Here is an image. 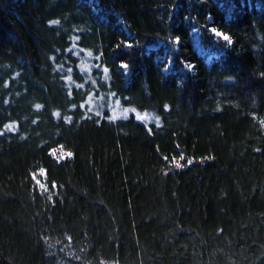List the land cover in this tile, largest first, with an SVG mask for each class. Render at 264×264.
<instances>
[{"label": "trees", "instance_id": "obj_1", "mask_svg": "<svg viewBox=\"0 0 264 264\" xmlns=\"http://www.w3.org/2000/svg\"><path fill=\"white\" fill-rule=\"evenodd\" d=\"M0 264H264V0H0Z\"/></svg>", "mask_w": 264, "mask_h": 264}, {"label": "rangeland", "instance_id": "obj_2", "mask_svg": "<svg viewBox=\"0 0 264 264\" xmlns=\"http://www.w3.org/2000/svg\"><path fill=\"white\" fill-rule=\"evenodd\" d=\"M196 38H198L196 36ZM215 41L217 43H219V41L223 38V36L221 34H215L214 33V37ZM198 41V39H196ZM198 50L201 52H204L205 49H203L201 46H198ZM83 67L86 68V63H83ZM92 97V96H91ZM103 97V96H102ZM117 100V99H116ZM110 100V99H105L103 101H101V99L99 101L95 100L94 98L89 99L90 104H92L94 101V105L93 107L96 108L97 111L102 110L103 108H107V110H109V118L110 119H114V118H120V117H126L128 114H134L135 119L137 121H149V119L153 118L152 113L148 112V111H139V110H135V108L133 107H124L122 105H120L119 100ZM52 154L57 158V159H63L69 156V154L61 149H56L54 151H52ZM44 172L43 171H38L37 173H35L34 178H35V182L37 183V185L42 188L44 179ZM43 181V182H42Z\"/></svg>", "mask_w": 264, "mask_h": 264}, {"label": "snow or ice", "instance_id": "obj_3", "mask_svg": "<svg viewBox=\"0 0 264 264\" xmlns=\"http://www.w3.org/2000/svg\"><path fill=\"white\" fill-rule=\"evenodd\" d=\"M213 31H216V30H213ZM178 40H179V38H177V42H178ZM124 43H125L126 47H132L133 46L131 41H124ZM120 67H121V69H130L131 65L126 61H121Z\"/></svg>", "mask_w": 264, "mask_h": 264}]
</instances>
